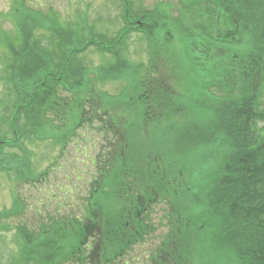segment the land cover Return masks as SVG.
<instances>
[{"label": "trees", "instance_id": "1", "mask_svg": "<svg viewBox=\"0 0 264 264\" xmlns=\"http://www.w3.org/2000/svg\"><path fill=\"white\" fill-rule=\"evenodd\" d=\"M117 1L114 40L85 17L77 28L25 0L12 6L0 49L13 139L0 134V148L53 140L65 150L92 121L105 145L78 209L46 214L36 232L12 195L0 211V244L11 231L16 244L6 264H121L161 228L146 264H264V0ZM131 34L146 42L145 66L122 54ZM89 48L113 62L86 67ZM123 75L128 93L97 91ZM187 75L195 88L179 91ZM0 169L15 189L46 176L5 153Z\"/></svg>", "mask_w": 264, "mask_h": 264}, {"label": "rangeland", "instance_id": "2", "mask_svg": "<svg viewBox=\"0 0 264 264\" xmlns=\"http://www.w3.org/2000/svg\"><path fill=\"white\" fill-rule=\"evenodd\" d=\"M19 0H0V41L9 40L13 35L14 28L9 22L13 16L12 6ZM27 5L42 10L44 13H55L63 23L77 22V28H81L83 21L88 22L94 28L95 34H107L111 39L117 37L121 25L119 20V7L117 0H25ZM132 7H149L159 0H130ZM167 1V0H163ZM141 9V8H140ZM86 13L87 15H83ZM85 19L81 22V19ZM119 18V19H118ZM2 36V37H1ZM123 37V35H122ZM123 52L125 59L133 64L147 65L148 56L146 42L139 35L131 34L124 38ZM1 44V42H0ZM1 47V46H0ZM5 50L0 49V134L5 138L4 143L8 144L13 139L10 121L7 114L2 110L3 103L7 97L4 83L1 81L2 58ZM99 55L92 48H89L83 55L79 56L88 68H100L113 62V58L107 54ZM186 66L188 63L185 64ZM120 81L96 83L97 91L117 94L119 90L128 93L131 84L127 80V75H123ZM197 82V77L187 75L179 91H192ZM60 94L71 100L70 94L60 91ZM10 97H13L12 95ZM262 108L264 109V96L262 98ZM10 104V99L6 101ZM100 126L92 121L89 125H83L77 131V137L71 140L65 150H61L53 140L34 141L20 140L24 150L20 151L11 148H0V155L4 153L9 156H17L18 159L28 160L38 173L46 175L39 184L34 186L21 185L14 188L12 181L13 173L7 174L0 169V211L9 209L12 206V195L21 197L25 205L23 222L34 232L44 225L46 214L69 213L78 209L79 200L88 193V183L92 178L91 163L98 154V150L105 145L100 132ZM2 143V141H0ZM24 157V158H23ZM11 175V176H10ZM158 206L152 212V223L158 224L162 209ZM157 229L154 234L147 238L144 244L133 248L125 262L121 264H146L149 253L158 244L160 235L164 229ZM1 247V264H6L9 256L16 250L13 231L3 236Z\"/></svg>", "mask_w": 264, "mask_h": 264}]
</instances>
